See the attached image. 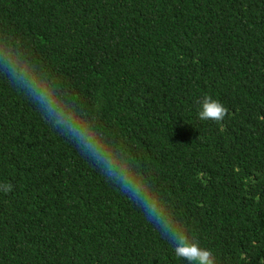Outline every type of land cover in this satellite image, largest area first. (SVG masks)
<instances>
[{"label":"trees","instance_id":"obj_1","mask_svg":"<svg viewBox=\"0 0 264 264\" xmlns=\"http://www.w3.org/2000/svg\"><path fill=\"white\" fill-rule=\"evenodd\" d=\"M4 37L101 105L217 264H264V0H0ZM174 249L0 75V264H188Z\"/></svg>","mask_w":264,"mask_h":264},{"label":"clouds","instance_id":"obj_2","mask_svg":"<svg viewBox=\"0 0 264 264\" xmlns=\"http://www.w3.org/2000/svg\"><path fill=\"white\" fill-rule=\"evenodd\" d=\"M0 75L20 89L39 109L45 121L67 138L80 153L94 162L108 182L133 200L147 221L175 244V255L188 264H217L216 255L191 240L177 218L174 205L158 184L154 170L132 154L130 146L101 120V105L88 108L46 65L36 59L29 46L0 38ZM228 109L204 97L201 120H224ZM10 190V186H7Z\"/></svg>","mask_w":264,"mask_h":264}]
</instances>
